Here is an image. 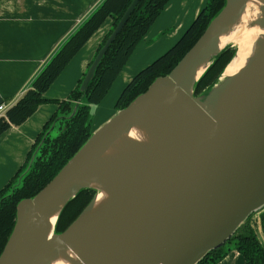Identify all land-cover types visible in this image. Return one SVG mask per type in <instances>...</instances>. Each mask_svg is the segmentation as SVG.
Listing matches in <instances>:
<instances>
[{
	"label": "water",
	"instance_id": "obj_1",
	"mask_svg": "<svg viewBox=\"0 0 264 264\" xmlns=\"http://www.w3.org/2000/svg\"><path fill=\"white\" fill-rule=\"evenodd\" d=\"M139 2H131L99 50L84 76L81 91L88 90L104 55ZM246 2L227 0L168 75L155 79L144 93L95 130L34 197L18 203L16 224L0 255V264H45L42 249L50 211L63 202L61 214L68 201L84 188H93L98 193L96 188L83 185L79 174L128 131L132 115L155 98L182 100L192 138L174 158L168 157L160 165L142 198L133 205L113 248L100 264H198L210 251L224 245L253 212L264 208V45L240 74L226 79L210 101V108L197 99L205 100V93L197 97L195 85L227 46H235L233 43L211 57L205 71L192 82L191 95L184 90L183 82L175 78L182 72H195L197 60L206 56L211 42L219 36L220 26L239 15ZM261 13L264 18V7ZM223 74L224 71L209 91H213ZM197 100L205 103L207 109ZM0 103H3L1 97ZM78 106L79 103L72 115ZM96 194L61 233L56 231L59 214L52 243L54 249L66 241ZM26 240L37 245L38 250L23 257L21 250Z\"/></svg>",
	"mask_w": 264,
	"mask_h": 264
},
{
	"label": "trees",
	"instance_id": "obj_2",
	"mask_svg": "<svg viewBox=\"0 0 264 264\" xmlns=\"http://www.w3.org/2000/svg\"><path fill=\"white\" fill-rule=\"evenodd\" d=\"M132 1L104 0L53 55L34 79L32 87L16 104L7 109L5 116L0 117L1 135L12 124L20 125L25 122L42 104L48 102L59 104L58 111L45 124L37 137L24 166L0 191V255L16 224L18 203L25 198L34 197L44 188L90 138L94 132L92 130V105L99 104L107 95L133 50L170 0H140L128 23L104 55L86 92L80 89L85 73L67 98L47 99L43 97V93L54 83L71 59L106 19L109 17L113 19L114 29ZM226 1L207 0L204 9L180 40L139 71L126 85L116 104L118 111L144 93L155 79L166 76L173 70L201 37L212 19L223 9ZM113 29L105 36L94 58ZM236 51L235 46L229 45L215 58L196 83V95L200 96L212 87ZM77 103L79 106L72 115ZM95 194V189L84 188L69 200L60 214L56 231L61 233L67 229L88 206ZM251 216L252 214L224 245L210 251L198 264H218L231 251H238L245 258L246 264H264V244L251 224ZM260 221L264 230V208L260 213Z\"/></svg>",
	"mask_w": 264,
	"mask_h": 264
},
{
	"label": "crops",
	"instance_id": "obj_3",
	"mask_svg": "<svg viewBox=\"0 0 264 264\" xmlns=\"http://www.w3.org/2000/svg\"><path fill=\"white\" fill-rule=\"evenodd\" d=\"M103 1L0 0V97L7 109L32 87L34 79L53 55ZM206 4L207 0L168 2L133 50L107 95L99 104L92 105L93 131L118 112L116 104L126 85L180 40ZM112 24L113 19L107 18L43 97H68L87 72ZM113 95L117 101L108 107L106 101ZM58 109L57 103L42 104L25 122L12 124L0 135V191L24 166L37 137ZM93 116L100 118L95 124L97 128L93 125ZM258 222L261 224L260 219ZM218 264H246V261L238 251H231Z\"/></svg>",
	"mask_w": 264,
	"mask_h": 264
},
{
	"label": "bare ground",
	"instance_id": "obj_4",
	"mask_svg": "<svg viewBox=\"0 0 264 264\" xmlns=\"http://www.w3.org/2000/svg\"><path fill=\"white\" fill-rule=\"evenodd\" d=\"M262 7L264 0H247L239 15L220 26L219 36L211 42L206 56L197 60L195 72L175 75L188 94L211 57L231 42L238 51L222 80L234 78L248 66L254 44L264 39ZM197 102L207 109L205 103ZM187 121L188 113L179 97L169 101L155 98L132 115L131 128L79 174L81 183L96 188L98 193L58 249L52 243L63 202L50 211L42 249L45 264H100L108 256L133 205L142 198L160 165L168 157L174 158L191 140ZM37 250V245L26 240L21 254L28 257Z\"/></svg>",
	"mask_w": 264,
	"mask_h": 264
},
{
	"label": "rangeland",
	"instance_id": "obj_5",
	"mask_svg": "<svg viewBox=\"0 0 264 264\" xmlns=\"http://www.w3.org/2000/svg\"><path fill=\"white\" fill-rule=\"evenodd\" d=\"M261 19H264V18H261ZM113 27H114V24H112V28L110 29V30H112L113 29ZM108 34V33H107ZM103 40H104V38H103ZM102 40V41H103ZM102 43V42H101ZM232 43V42H231ZM230 44V43H229ZM234 44V43H233ZM235 45V44H234ZM264 45V39H258V41L254 44V49H253V55H252V57L253 56H255V54L258 52V50L261 48V46H263ZM235 47H237L236 45H235ZM223 78H221L219 81H218V84L214 87V89H213V91L211 92V91H209V90H211V88H209V89H207L206 91H204L203 92V94H204V96H205V98L203 97V99H205V100H201V98L199 99V98H197V97H200L201 95H203V94H201L200 96H198V95H196L197 97V99L198 100H200V101H202V102H205L206 104H208V108H210V105H209V103H210V101L211 100H213L214 99V97H215V95H216V93L218 92V90H219V88H221L222 86H223V84L225 83V82H227V80H222ZM192 94H193V91H192ZM194 95V94H193ZM195 95H194V97H195ZM114 96L115 95H113L112 97H110L107 101H106V105L108 106V107H110V106H112L117 100V98H114ZM116 100V101H115ZM115 101V102H114ZM100 118L97 116H93V125H94V127H96L95 126V124L97 123V120H99ZM98 123H100V122H98ZM98 125H100V124H98ZM102 125H104V124H102ZM97 128V127H96ZM99 128V127H98ZM97 128V129H98ZM18 178V177H17ZM16 181H18V179H16ZM16 181H15V183H16ZM261 211H262V209H260V210H258V211H255V212H253L252 213V216H251V219H250V221H251V224H253V226H254V228H255V230H256V232H257V234H258V237H259V239H260V241L264 244V230L262 229V227H261V224H260V222H258L259 221V219H260V213H261Z\"/></svg>",
	"mask_w": 264,
	"mask_h": 264
},
{
	"label": "built area",
	"instance_id": "obj_6",
	"mask_svg": "<svg viewBox=\"0 0 264 264\" xmlns=\"http://www.w3.org/2000/svg\"><path fill=\"white\" fill-rule=\"evenodd\" d=\"M7 108H8V107H7V104H5V103H0V117L6 115Z\"/></svg>",
	"mask_w": 264,
	"mask_h": 264
}]
</instances>
